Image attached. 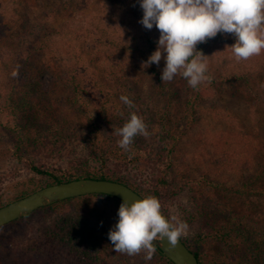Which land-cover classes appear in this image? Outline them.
Returning a JSON list of instances; mask_svg holds the SVG:
<instances>
[{"label": "rangeland", "instance_id": "374dc122", "mask_svg": "<svg viewBox=\"0 0 264 264\" xmlns=\"http://www.w3.org/2000/svg\"><path fill=\"white\" fill-rule=\"evenodd\" d=\"M142 17L139 0H0V196L11 197L46 183L28 166L30 161L50 169H71L82 163L97 171L102 160L94 147L101 146L111 149L107 167L149 196L158 180L166 178L158 199L165 212L188 223L190 232L183 239L199 235L210 216L233 220L249 242L264 243V195L253 199L258 206L254 215L242 213L240 196H225V185L239 187L252 170L234 163L222 144L227 134L235 133L256 139L264 148V107L255 108L242 82L233 78L251 70L264 102V51L237 62L231 51L236 43L233 34L210 38L205 55L213 80L201 84V99L194 116L188 118L185 103L192 91L188 81L177 76L166 90H160L145 61L127 46L140 44L147 31L158 42L159 30L155 25L151 30L144 28L139 22ZM45 27L53 28L55 42L31 60L33 42ZM63 64L82 74L89 93L100 104L102 111L97 107L94 111L96 127L84 122L67 102L69 91L56 75ZM14 70H18L15 77ZM26 78H40L47 100L58 108L65 139L57 150L40 137L41 141L32 142L34 146L15 152L14 136L19 130L4 108L3 94ZM121 95L129 96L135 106L124 105ZM133 112L144 118L151 135L137 136L125 151L113 132ZM212 181L220 185L218 190ZM95 201L114 226L119 207L102 197ZM203 245L212 264L246 262L245 250L223 253L215 243ZM143 256L119 253L110 264H168L157 251L151 261ZM254 257L256 261L249 259L246 264H264V244Z\"/></svg>", "mask_w": 264, "mask_h": 264}, {"label": "trees", "instance_id": "16d2710c", "mask_svg": "<svg viewBox=\"0 0 264 264\" xmlns=\"http://www.w3.org/2000/svg\"><path fill=\"white\" fill-rule=\"evenodd\" d=\"M52 33L53 28H43L39 38L33 42L32 55L29 54L31 60H34L35 53L46 52L48 48H52L55 42ZM228 35L230 34H217L215 38ZM205 43H200L197 46V50L204 55ZM127 46L131 51L137 52L144 61H147L157 49V40L151 32L147 31L140 44L134 43ZM148 68L156 77L160 90H166L170 83L163 82L161 78L163 60L161 59L159 66L153 63ZM207 74L213 80L209 70ZM56 75L62 86L69 91L67 102L77 109L78 115L84 122L96 127L97 116L94 111L96 107L100 108L101 106L89 93L82 74L76 68L63 64ZM233 78L242 82L243 88L245 87L247 93L249 92L255 108L257 106L264 107L262 97L256 90V76L252 77L251 70L239 72ZM201 86L199 85L198 89H192L189 99L185 103L187 107L185 117L192 118L194 116L195 107L202 95ZM1 89L2 86H0V95H2ZM3 99L8 116L16 122V129L19 130V133L14 136L16 139L15 152L32 147L33 141L39 142L41 139L51 142L50 144L56 150L59 149L60 144L64 143L65 125L57 120L58 108L47 100L48 97L45 95L40 78L24 79L21 85H16L7 94H3ZM222 142L225 151L231 153V158L233 156L234 163L252 170L251 177L239 187L225 185L227 193L225 196L236 195L243 198L242 213L252 215L253 211L258 209L257 203L253 199L264 195V148L258 146L256 139L235 133L227 134ZM107 150L111 151V149L101 146L94 147V151L99 152L98 158L102 160L97 171H93L88 165L82 163L71 169H50L32 161L28 162L31 169L46 178V183L36 188L22 190L11 197L0 196V207L46 185L84 177L117 180L129 185L144 197L149 196L138 185L128 182L117 172L107 167L106 162L110 155ZM166 183V178H160L154 186L153 196L160 198L159 187ZM211 183L213 189H219V184L214 181ZM97 197L110 200L118 207L123 202L121 199L107 194L80 195L40 207L28 215L0 227V264H110L114 256L119 255V252L113 250L112 242L108 238V233L113 226L108 220L105 208L95 201ZM225 200L229 204L230 200ZM163 213L165 216L170 215L164 210ZM235 223L233 220H215L209 216L205 220L204 230L199 235L193 239H182L195 253L200 264H212L203 245L205 241L215 243L223 253L230 249L245 250V264L249 259L256 261L255 253L257 256L260 255V247L264 243L249 242ZM157 252L168 264H174L158 249Z\"/></svg>", "mask_w": 264, "mask_h": 264}, {"label": "clouds", "instance_id": "9594fccd", "mask_svg": "<svg viewBox=\"0 0 264 264\" xmlns=\"http://www.w3.org/2000/svg\"><path fill=\"white\" fill-rule=\"evenodd\" d=\"M139 3L143 10L139 22L148 30L155 25L160 32L157 49L144 65L159 66L163 58L166 61L163 82L182 76L192 89L210 82L207 56L197 50V45L217 34L235 36L231 51L237 62L264 51V0H139ZM12 75L17 76L18 70ZM120 101L130 108L135 106L127 95H121ZM113 134L120 137L118 146L125 151L137 136L147 139L151 135L144 118L135 112ZM162 208V202L155 196L133 202L125 198L118 210L119 220L108 233L113 250L129 256L144 253L147 262L157 251L154 240L167 238L170 247H176L189 235V225L176 215L165 216Z\"/></svg>", "mask_w": 264, "mask_h": 264}, {"label": "water", "instance_id": "95a60500", "mask_svg": "<svg viewBox=\"0 0 264 264\" xmlns=\"http://www.w3.org/2000/svg\"><path fill=\"white\" fill-rule=\"evenodd\" d=\"M107 194L122 201L129 202L144 198L129 185L111 179L84 177L46 185L24 197L15 199L0 207V227L28 215L40 207L47 206L61 200L87 194ZM156 248L174 264H200L195 253L181 239L176 247H170L167 238L154 240Z\"/></svg>", "mask_w": 264, "mask_h": 264}]
</instances>
